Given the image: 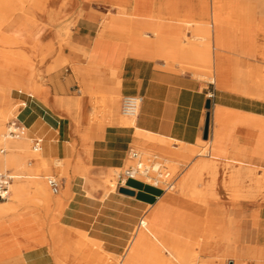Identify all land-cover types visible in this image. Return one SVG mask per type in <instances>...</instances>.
Segmentation results:
<instances>
[{
	"label": "crops",
	"instance_id": "obj_1",
	"mask_svg": "<svg viewBox=\"0 0 264 264\" xmlns=\"http://www.w3.org/2000/svg\"><path fill=\"white\" fill-rule=\"evenodd\" d=\"M85 1L100 3L110 8L133 7V0H77L79 5H84ZM4 6L9 7L10 3L7 0H0V11ZM231 9V0L228 1L225 10L215 16L211 8L203 9L200 4L190 1L183 3L182 0H147L145 48L141 47L137 50L129 45L133 40V19L129 15L115 14L91 44H88V41L91 33L95 31L93 25L78 24V30L83 33L80 35L83 40L79 41V46L83 42L84 46L81 48L88 55L81 53L76 60H72L74 69L70 77L65 79L64 84L56 83L43 88L48 94L50 105L45 104L32 92L13 90L16 92V96L11 98L12 105L17 108L15 120L24 127L23 136L28 141H40V153L43 159L75 160L72 167L76 163H82L84 166L96 168L97 173H107L110 169L126 166L128 153L136 144L152 151L163 153L166 151L158 144H149L154 142L137 141L135 139L137 129L172 142L171 148L176 155L174 157L191 160L192 166L208 163L211 160L216 161L218 165L215 173L219 176V180L221 176L230 173V170H237L238 175L244 178L248 174V169L264 171V98L256 96L253 92V80L249 72L236 67L232 62L235 59L245 64L256 61L259 51L264 48V43L262 40L256 41L259 34L257 25L235 28V31L229 28L228 24L233 25L234 19L237 18L229 19ZM151 15H157L163 21H152L148 18ZM172 16L174 17L172 22L166 23L165 19ZM49 17L57 21L62 20L63 15L62 12L59 14L53 9ZM181 17L200 23H203V19L211 18V36L206 42L212 46V49L204 51L212 52L214 71L211 80L204 77L203 73L200 76L181 68L183 66L195 69L197 64L201 63L200 58L192 50L197 40H190L182 50H179L181 41L174 44L171 41L172 35L182 36V32L186 30L177 22L176 18ZM3 20L4 17H0V21ZM114 29L122 31L119 36L129 35L131 42L128 44L120 40L106 39L107 33ZM190 30L195 33L202 32L197 30V25L190 26ZM155 31L160 34L156 35ZM99 37L104 40H100ZM187 37L192 38L191 32H188ZM199 48L204 50L205 47L201 45ZM80 57L83 61H80ZM101 66L116 67V79H112L108 72L103 75ZM7 70L10 69L2 66L0 73ZM74 75L79 79L78 98L84 104L83 113L80 109L74 113L75 118L79 116L77 119L55 104L56 97L72 98L63 91L64 85L71 83ZM82 80H95V82L99 80L100 86H87ZM263 85L261 88L264 92ZM89 90H96L111 98L115 117L111 123L94 126L90 124L89 99L81 97L82 94H88ZM136 95L143 97V103L139 114L135 117V126L129 127L121 121L122 115L118 111V103L121 98V109L124 97ZM209 99L212 101L209 136L208 140H204L206 102ZM205 147L208 148L207 155H189L190 151L198 148L203 150ZM150 158L161 160L169 167L165 158L158 155H152ZM207 173L205 176H208L209 180L205 182L204 179L201 188L205 186L203 189L210 191L213 189L211 187L213 183ZM219 180L215 191L227 194V182L222 183ZM177 181L178 178L175 177L174 186ZM126 186L135 191V196L121 195L123 197L121 202L133 203L139 211L153 207L149 222L151 234L163 247L172 251L182 264H190L192 259L187 254L186 239H192L193 231L190 228L184 229V224L190 221L188 213L163 204L161 197L167 191L159 187L140 180H129ZM237 189L242 190V186L238 185ZM251 201L253 200L235 202L227 197L217 206L223 211L226 207H242L246 202ZM253 203H255L253 207H261V204ZM173 209L176 212L171 214ZM29 215L34 216L32 213H28ZM259 218L254 219L252 227L256 229L255 236L251 238V244L246 246L243 243V239H247L244 221L236 220L227 214L223 236L219 238L222 247H217L214 243L206 244L204 247L202 245L201 250L204 253L201 252L200 264H215V259L224 258H228V264H262L260 259L264 256V251L257 246L263 244L258 240L264 224L262 212ZM33 224L40 228L35 219ZM17 230L19 229L14 228L0 233V259L21 254L23 262L19 264H29L25 254L33 246V241L30 240L33 238V231L26 230V233H20ZM182 233L185 236L183 238ZM47 250L44 246H35L30 253L45 257V260L38 264H56L52 254ZM76 254L80 255L79 252L69 255V264H74L70 257ZM233 255L236 258L230 259L229 256Z\"/></svg>",
	"mask_w": 264,
	"mask_h": 264
},
{
	"label": "rangeland",
	"instance_id": "obj_2",
	"mask_svg": "<svg viewBox=\"0 0 264 264\" xmlns=\"http://www.w3.org/2000/svg\"><path fill=\"white\" fill-rule=\"evenodd\" d=\"M187 1L194 4L198 3V5L201 2L200 6H202L204 0H182L183 3ZM205 1H208V9H210L212 1ZM259 1L261 0H231L232 9L229 19L232 20L234 17L237 18L234 19L233 25L228 24V26L235 31V28L238 29L248 25H257L259 27L257 30L259 34L256 37V41L262 40L264 43V7ZM7 2L10 3V6H4L3 10L0 11V17H4V20L0 21V39L3 37L7 38V40L2 39L0 42V67L10 66V70L0 73V87L2 88L0 89L6 91L5 93H0V98L3 100L0 104V108L6 113L12 114V116L9 117L10 119L8 118L4 121L3 133H6L7 124L15 121L17 117V108L12 105L13 101L11 99L16 96V92H13V90L32 92L45 104L50 105L48 94L43 88L47 85L56 83L64 84L65 79L70 77L69 75L74 69L72 60H76L81 56V53H84V49L81 48V46H84L83 42L79 46V41L83 40L80 35L83 33L78 30V24L90 23L93 25L95 31L91 33V37L88 41V44H91L92 40L98 37L108 20L115 14L127 15V13L125 14L126 11L140 10L139 12L145 16V4L147 0H133V7L123 9L110 8L107 5L89 1H85L86 3L84 5H79L77 0H7ZM51 8L62 12V20L53 21L48 19V11ZM148 18L154 21H163V19L157 15H151ZM172 18L174 17L172 16L171 18L165 19L166 23H171L173 20ZM176 19L177 22L181 23L184 29H186L182 32V36H180L182 39L185 38V40H182L180 43L181 50L185 48L190 40H197L192 50L200 54L209 53L212 57L211 51L204 52L206 51L205 49H212V46L206 42L208 38L190 30V26L193 25H197L198 28L201 24L200 21L187 20L183 17ZM143 20L144 19H142V21ZM226 20L228 21V19ZM143 26L145 25H141V27ZM121 32L117 29L110 30L106 35V39L120 40L129 44L131 42V37L129 35L119 36ZM188 32L192 34L191 39L187 37ZM142 38L145 39V34ZM99 39H101V37H99ZM201 45L205 47L204 50L199 48ZM141 47L145 48V44ZM81 60L83 61V58H81L80 61ZM181 68L182 70H190L196 75L199 74L196 68H199L203 70L202 73H208L207 78L209 80L213 77V75H211V78H209L212 70L211 68H207L205 64H197L195 69L183 66H181ZM78 84L79 79L74 75L71 83H66L64 85L65 90L63 91L65 95L72 98L56 97L55 103L60 109L72 115L73 118H75L74 113L78 109L81 110V113H83L84 110V104L82 100L78 98ZM87 93L86 95L82 94L81 97L82 99L85 97L89 99L90 124L94 126L96 124L105 125L106 123H111L115 119L113 116L111 98L96 90L87 91ZM120 99L118 103L119 113L121 112ZM78 117L79 116L75 119ZM0 141H2L1 137ZM21 142L26 143L28 146L27 150L20 156L21 163L24 164V167L6 170L11 171V173L17 177L14 183L17 181L30 182L31 180L26 177L37 173V159L42 158L40 151H33L34 143L32 141H28L24 136ZM157 142L149 144H158V146L166 150L164 153L156 150L152 151L146 147L145 149H138L135 146L131 148L134 151L137 150L139 153L143 152L141 155L145 157V159L150 158L152 155H158L168 161L169 168L173 175L178 178V181L176 186L165 194L169 195L168 192H170V195L174 197L177 196L175 198H180L182 196L181 186L190 183V181L185 179L195 171L197 164L192 166L191 160H181L174 157L176 155L175 151L171 148V142L168 141V144L166 142ZM2 150L6 151L2 153ZM7 152L4 145L0 143V155H6ZM207 153L208 148L205 147L203 150L199 148L194 149L189 152V155L196 156L200 154L204 156L207 155ZM75 162V160H49V167L41 171L43 175L42 181L46 187H48L46 180L48 177H57L61 181V190L57 195H54L48 187L51 197L60 200L59 204H54L57 207L45 208L44 206L35 205V199L32 196H28L22 204H18L15 212L12 214L20 215L32 213L34 216H28L27 214L24 222H20L12 227L2 223L4 218L0 219V233L14 228H18L19 230L17 231L20 233H26V230L33 231V238L30 239L33 241L31 249L35 246L46 247L48 252L51 250L50 253H52V257L56 264H69V255L75 252H79L80 255L76 254L70 257V260H73L74 264H118L127 243L132 237V233L139 225V221L143 218H147L153 207H146L142 211H139L135 204L121 202L123 197L119 193V188L114 189L107 195L104 190L105 183L103 182L105 181L107 173H97L96 168L87 165L84 166L82 163H76L72 167ZM126 162L125 165L128 166L129 160ZM126 166L123 168L121 167V170L116 174L113 173V179H115L116 185L119 174ZM191 166L192 168H190ZM76 168L79 169V172L75 170ZM113 170L114 169H110L108 172H112ZM257 170L263 171V169ZM0 171L6 172L1 169ZM234 171L235 170H230V173L221 176L220 180L218 179L219 182L224 183L230 180ZM19 176L23 178L18 179ZM203 180L205 182L208 181V176H204L201 180L191 183L192 185H190L188 189V191L190 189L191 191H194V189L197 191L199 189V192L206 195V199L196 202V204L200 206L199 213H197L196 207L189 209L180 203V206H177L180 210L190 212L188 215L191 219L188 218L190 221L184 224L185 230L186 228H190V230L193 231L191 235L192 239H186L188 241L187 254L192 259L190 264H200L202 262L201 252L204 253L203 250H201L202 245L204 247L206 244L214 243L215 246L222 247V242L219 238L223 236L225 228L224 221L227 214L236 220H241V222L244 221L246 227L244 230L247 233V239L244 241V245L246 246L251 244V238L255 236L256 229L252 227L255 217L259 218L261 212L264 217V182H242V192L253 193L256 199L251 202H246L242 207H226L225 210L227 214L224 213L225 215H219L221 212L220 207L217 205L222 203L224 198L229 197L228 192L226 194L224 192L206 191L203 189L205 186L201 188ZM210 192L216 193V196L213 197L214 199L216 198L215 200L212 198ZM205 195L203 197H205ZM12 198L13 191L11 188L9 200ZM9 200L6 202H9ZM253 202L261 204V207H253V204H255ZM172 206L175 207V205ZM203 206L205 208L207 207L205 211L203 210L204 208H202ZM209 206H211V208ZM208 211H212L213 213H208ZM175 212L176 210L173 209L171 214ZM211 218L214 220L211 222L214 226L211 225L210 228L209 223L212 221ZM218 218L220 219L218 220ZM34 219L38 221L39 229L33 224ZM110 232L111 236H109ZM102 236L108 237L104 239L105 237ZM196 236L201 238L196 239ZM183 237L185 236H183L182 233V238ZM257 246L264 251V242ZM31 249L26 251V254L29 256L26 260L29 264H38L42 262V260H45V257H41V255L36 256L34 253H30ZM45 251L43 253H45ZM130 253L132 254L133 252ZM229 258L234 259L236 257L233 255L229 256ZM227 259L228 258L215 259V264H228ZM0 261L1 263L5 261L7 264H19L23 262L21 254L7 259H0ZM129 261V264H145V255L143 253L137 254L134 252V254L129 257ZM260 261L264 264V256L261 257ZM120 264H123V262Z\"/></svg>",
	"mask_w": 264,
	"mask_h": 264
},
{
	"label": "bare ground",
	"instance_id": "obj_3",
	"mask_svg": "<svg viewBox=\"0 0 264 264\" xmlns=\"http://www.w3.org/2000/svg\"><path fill=\"white\" fill-rule=\"evenodd\" d=\"M211 1H212V5H211L212 13L215 16L217 13L225 10L229 0H211ZM259 3L264 7V0L259 1ZM202 8L203 9L208 8V1L204 0L202 2ZM53 9L54 8H51L48 11V19L49 20L51 19L49 17V15ZM121 9H123V8H121ZM139 11L140 10H135V11L133 10V11H126L125 12V14L127 13V15L131 16L133 19V31H132L133 40H132L131 44H129V45H131L134 50L140 49V47L145 44V39L142 38L145 34V26L141 27V25H145V16H143ZM205 11H206V9H205ZM60 13L61 12H59V14ZM142 19H144V20L142 21ZM210 20H211V18L210 19H203V23H201L197 28V30L199 29L200 31H202V32H198V33L203 35L205 38H210V36H211ZM53 21H55V20H53ZM152 21H154V20H152ZM155 32H156V35L160 34V33H158V31H155ZM1 40L2 39H0V42H1ZM100 40H104V39L101 38ZM182 40H185V38L182 39V38H180V36L175 37V34L172 35L171 41H173L172 42L173 44L177 43L179 41H182ZM179 50H181V48H179ZM85 53L86 52H84V54ZM195 53L197 54V56L201 60V63H199V64H201V65L205 64V66L207 68H209V69L211 68L212 72L209 75V78H211V75H213V71H214L212 69V60L213 59H212L211 55L209 53H205V54H200L198 52H195ZM3 55H4V53H3ZM232 62H233V65H235L236 67L246 69L249 72V75H250L251 79L253 80V86H252L253 92H255L256 96L264 98V92L261 88L263 85V73H264V49L262 51H259L258 58L254 62H250L248 64L247 63L245 64V63L238 62L236 59L232 60ZM7 67L10 69V66H7ZM101 67H102V74L103 75L106 72H108V74L110 75V77L112 79H116V75H115L116 67H112V66H101ZM0 69H1V67H0ZM196 70H198L197 73H199L200 75L203 72V70H201L199 68H196ZM102 74H101V76H102ZM207 74L203 73L204 77H207ZM98 81L99 80H97L96 82H95V80H88V81L83 80V83L85 85H87V86L89 85L91 87H93L95 85L100 86ZM115 90H116V88H114V91ZM89 91H91V90H89ZM5 92L6 91H4V90L0 91V93H5ZM2 102H3V100L0 98V104ZM11 116H12V114H8L0 108V137L2 138V141H0V143H2L8 151L6 155H3V156L0 155V169L4 170V171L9 170V169H19L21 167H24V164L21 163L20 156L22 153H24L27 150V147H28L26 143L21 142V140L24 139L23 135L18 137V138H11V137L7 136V128H6V133L5 132L3 133V127H4L3 123L5 120H7ZM123 117H125V118H123ZM121 121L123 124H125L129 127L135 126V118H133V117L122 116ZM135 139L137 141L140 140L143 143H145V141L154 142V143H156L157 141L158 142L160 141V143L161 142H166V143L168 142L167 140H165L163 138L155 137L151 134L145 133V132L140 131L138 129L135 132ZM168 146H171V145H168ZM135 147H137L138 149H145L144 146H139L137 144ZM5 151L2 150L1 152L3 153ZM35 152H39V150H37ZM141 153H143V152H141ZM141 153H139V154L141 155ZM143 159H145V157H143ZM37 161H38L36 164V167H38L37 173H35V175L26 177L27 179H30L31 181L30 182H23V181L18 182L17 181L15 183H13V187H12L13 198L11 200L8 199L9 202H6V201H3V203L0 202V219L4 218L2 223H5L6 225L12 227L13 225H16L20 222L25 221L28 213H24V214H20V215L12 214V213L15 212L18 204H22L28 196H32L35 199V202H34L35 205L44 206L45 208L52 207L54 204L60 203L59 199H53L51 197V195L49 194V191H48V187H46L42 181L43 175H42L41 171L46 170L49 167V160L39 158V159H37ZM129 164H130V160H129ZM217 165H218V163L216 161H213V160L208 161V163H204L201 165L197 164V168L195 169V171L192 172L188 176L189 178L187 177L185 179L187 181H190V183L184 184L181 186V195L182 196L180 198H175L177 196L174 197V196L170 195L171 194L170 192H168L169 195L165 194L161 198V202L163 204L169 206V207H173L172 205H175V207L177 208V206H180L179 203L181 205H184L185 207H188L189 209L196 207L197 213H199V211H200L199 207L200 206H198L199 204L197 205L196 202L203 201V199H206V195L204 193L202 194L201 192H199L198 191L199 189L197 191H195V189H194V191H191V189L188 191L189 186L192 185L191 183H193V182L195 183V181L201 180L202 177L205 176V173L208 172L209 177L211 179V182L213 183V186L211 185V187L213 189H211V190L215 191L218 188V179H219V176L216 175V173H215L217 171L216 170ZM126 167H128V166H126ZM75 170H77L79 172L78 168H76ZM119 170H121V168H115L112 172H107V174H106L105 181H103V182L105 183L104 190L106 191L107 195H109L114 189L118 188L116 183H115V179H113V173L116 174ZM22 178L23 177H20V176L18 177V179H22ZM16 179H17V177H16ZM46 180H47V178H46ZM245 180H246V182L252 181L255 183H260L259 181L264 182V171L248 169V174L244 178L243 176L238 175L237 170H235L233 172L232 176L230 177V180L227 181V185H226L229 200L235 201V202H241V201H248V200L256 199V196L253 193H249V192L243 193L242 190L236 189L238 187V185H241V183L244 182ZM193 185H196V184H193ZM249 191H252V190H249ZM121 195H123V194H121ZM204 195H205V197H203ZM211 196L213 198L214 196H216V193H211ZM204 204H205V201H204ZM209 207L211 208V206H209ZM202 208H204L203 210L205 211V209L207 207L205 208L203 206ZM152 210L149 212V215L147 216V218H143L142 220L139 221V225H138L137 229L132 233V237L129 240V242L127 243L125 250H124V254L122 255V258L118 261V264H120L122 262H123V264H129L130 263L129 257H131L134 254V252H136L137 254L143 253L145 255V264H182L172 251L163 247L160 244V242L151 234V232L149 230V222L151 220ZM178 210H180V209H178ZM180 211H183V210H180ZM184 212L190 213L188 211H184ZM201 212H202V210H201ZM211 212L208 211V213H211ZM220 212L221 213H219V215L224 214V213L226 214V210H223V211L220 210ZM205 216H207V215H205ZM219 219L220 218H218V220ZM213 221L214 220L212 219V221H210V223L208 222L210 224V228H211V225H213L211 223ZM261 228H262V234L258 238V240L263 243L264 242V224L262 225ZM244 241L245 240L243 239V243H244ZM130 252H133V253L131 254ZM55 254L58 255L57 253H55ZM25 255H26L25 258L27 259L29 256L27 254H25ZM0 264H7V263L5 261L3 263H1V261H0Z\"/></svg>",
	"mask_w": 264,
	"mask_h": 264
},
{
	"label": "built area",
	"instance_id": "obj_4",
	"mask_svg": "<svg viewBox=\"0 0 264 264\" xmlns=\"http://www.w3.org/2000/svg\"><path fill=\"white\" fill-rule=\"evenodd\" d=\"M143 103L142 96H126L121 103V114L126 117H136L139 114ZM24 127L17 121H12L7 125V136L18 138L24 135ZM33 151H41L40 141L33 142ZM130 164L124 168L117 179V187L127 188L129 180H140L148 185L159 187L164 191L174 188L175 177L170 168L161 160L155 158L143 159L134 150L129 151ZM16 176L10 171H0V202L7 201L11 195V188ZM47 185L50 191L57 195L61 190V182L56 177H48Z\"/></svg>",
	"mask_w": 264,
	"mask_h": 264
},
{
	"label": "water",
	"instance_id": "obj_5",
	"mask_svg": "<svg viewBox=\"0 0 264 264\" xmlns=\"http://www.w3.org/2000/svg\"><path fill=\"white\" fill-rule=\"evenodd\" d=\"M211 106H212V101L209 99L206 102L207 115H206L204 135H203L204 140H208V136H209ZM119 193L123 194V195H127V196H132V197L135 196V191H133V190H131L129 188H124V187H120L119 188Z\"/></svg>",
	"mask_w": 264,
	"mask_h": 264
}]
</instances>
